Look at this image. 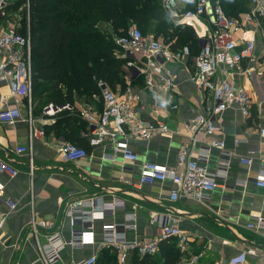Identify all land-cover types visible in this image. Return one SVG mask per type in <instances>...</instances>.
Returning a JSON list of instances; mask_svg holds the SVG:
<instances>
[{
    "label": "crops",
    "instance_id": "crops-1",
    "mask_svg": "<svg viewBox=\"0 0 264 264\" xmlns=\"http://www.w3.org/2000/svg\"><path fill=\"white\" fill-rule=\"evenodd\" d=\"M173 1L179 10L194 3V0ZM211 1L219 5L227 17L243 23L241 32L235 36L246 32L245 36L254 40L256 62L251 81L241 77L235 79V84L242 86L249 95V116L243 119L236 108H230L216 118L218 131L215 134L196 136L195 157L205 155L206 144L222 143V148L207 152L205 167L217 176L216 187L209 198L198 203L185 198L170 202L168 193L172 186L169 181L137 184L139 167L144 162L170 168L175 166L176 155L186 140L174 132L202 112V94L194 89L188 77L193 72L192 58L204 44L203 36H207L208 28L203 22L195 26V31L182 26L173 27L166 19L168 36L164 38L161 32L145 34L172 50L182 45L190 48L192 56L185 62L162 64V70L173 80L174 94L168 93L154 112L149 109L151 100L142 84V61L131 67L124 62L121 68L123 87L116 85L112 91L119 96L129 81L143 106L139 117L145 121H161L173 132L148 142L128 139L127 144L136 156L131 172L119 170L118 155L111 161L106 159L112 153L109 145L90 147L80 136L85 132L86 122L79 117V112L87 110L95 117L100 112L102 105L96 93L86 95L81 90L71 89L69 103H63L71 109L56 112L53 107L63 104L57 106L44 100L54 90L48 93L40 90L33 95L30 91L28 102L25 98L9 97L6 89H1L0 108L18 107L22 118L12 126L0 125V159H8L17 172L13 178L0 174L3 186L0 200L7 199L15 206L8 210L0 201V215L5 216L0 229V264H76L92 257L94 264H120L117 252L102 244V224H133L134 229L126 230L124 237L128 241H140L155 236L159 225L171 220L176 221L179 231L188 236L186 255L202 253L200 264H230L246 247L264 252V189L253 185L256 174L264 169V139L258 135V130L264 127V42L261 38L264 19L244 23L250 7L241 0ZM5 2L0 25L4 28L7 24L18 26L16 13L22 5L26 9V1L22 4L20 0ZM157 2L162 9L161 0ZM26 21L24 34L28 35ZM94 27L112 38L113 31L108 23L99 22ZM130 27L136 26L130 25L127 29ZM59 88L65 92V88ZM175 103L177 108L172 110L170 106ZM48 105L52 106V113L45 112ZM236 140L239 141L237 144ZM69 141L85 150L83 160L70 163L61 159L58 147ZM28 144L30 171L28 155L13 153L15 147ZM236 158L250 159L251 165L243 166ZM114 200L122 205L105 209L102 220L93 222V245L79 249L63 246L55 254L50 252L52 245L67 240L73 230L65 216L69 204L88 201L94 207H101ZM125 216L132 221L124 220ZM255 219L260 220L262 228L245 229V224L255 223ZM43 222L50 226L43 227ZM223 229L233 240L225 238ZM169 249H175L180 256L173 240L160 241L153 263L166 264L164 257L171 254ZM144 261V257L130 253L123 264H146ZM257 263L263 264L256 256H246L243 264Z\"/></svg>",
    "mask_w": 264,
    "mask_h": 264
},
{
    "label": "built area",
    "instance_id": "built-area-1",
    "mask_svg": "<svg viewBox=\"0 0 264 264\" xmlns=\"http://www.w3.org/2000/svg\"><path fill=\"white\" fill-rule=\"evenodd\" d=\"M250 7L244 18V23H251L264 19V0H241ZM5 0H0V13L5 9ZM161 8L166 19L175 26L187 27L195 31V26L203 22L207 26V36L204 44L198 48L192 58L193 72L188 77L194 89L202 94V112L196 114L189 122L181 125L175 135L186 140L176 155L175 166L170 168L152 162H144L139 167L137 184H151L153 182L169 181L172 189L168 193V200L174 202L178 198H185L196 203L209 198V194L216 187L217 176L207 171V152L212 148H222L221 142H210L205 145V155H193L197 144V135L211 136L218 131L216 118L225 110L236 108L239 115L246 119L250 112V98L247 91L235 84L236 78L251 81L256 62L254 40L246 37L242 32V22L227 17L219 5L211 0H194L192 6L186 10H179L173 0H161ZM264 42V31L261 35ZM116 46V57L125 60L126 66L142 61V84L151 100L149 109L154 112L168 93L174 94V83L163 70L162 64H175L190 59L191 51L187 45L176 49H169L160 41L150 36L142 35L136 27L128 28L123 35L113 38ZM0 98L1 89L5 88L9 97L30 98L31 69L28 35L18 32L16 26L7 24L4 28L0 25ZM101 109L95 117L91 112L82 110L79 117L86 122V129L80 136L90 147L109 145L112 153L106 156L111 161L114 156L120 158L122 173L131 172L136 163V156L127 144L131 139L136 142H148L151 139L172 134L168 127L161 121H145L139 117L143 109L140 97L132 90L130 82H126L119 96L98 80L95 84ZM179 99L176 98V103ZM29 102V101H28ZM172 104L170 108H177ZM29 107V103L27 104ZM48 105L46 113H52ZM56 112L70 110V106L63 104L53 107ZM22 118L18 107L0 108V125L12 126ZM33 135V134H32ZM260 138L264 139V127L258 130ZM239 141L236 140L237 144ZM58 152L64 162H75L86 157L84 149L74 143L64 142L58 147ZM17 155H28V170L31 167L30 145L17 146L13 149ZM239 164L250 166L251 160L236 158ZM16 170L10 165L8 159H0V174L9 178L16 175ZM225 175V174H224ZM128 183L127 180H123ZM256 188L264 189V169L260 170L253 181ZM3 186L0 183V192ZM1 203L13 210L14 204L7 200ZM122 205L114 200L111 204L94 207L91 202H73L66 207L65 216L72 226L70 237L60 243L52 245L50 252L55 254L63 246L82 248L94 244L92 230L93 222L101 221L103 211L107 208ZM5 216L0 215V229ZM124 220L131 222L132 218L126 216ZM260 221V220H259ZM258 219L255 223H246L245 229L259 230L262 228ZM176 221H165L159 225L155 236L140 241H128L124 237L126 230H133L134 225L102 224V244L113 248L117 252L118 262L123 264L126 257L132 253L138 257H153L156 255L160 241L173 240L182 260L179 264H200L202 253L186 255L188 236L179 231ZM49 227L48 222L41 224ZM47 246V245H46ZM246 256H256L264 264V252L246 247L235 264H243ZM233 261L230 264H233ZM76 264H94V258H88ZM224 264V263H221ZM261 264V263H257Z\"/></svg>",
    "mask_w": 264,
    "mask_h": 264
},
{
    "label": "trees",
    "instance_id": "trees-1",
    "mask_svg": "<svg viewBox=\"0 0 264 264\" xmlns=\"http://www.w3.org/2000/svg\"><path fill=\"white\" fill-rule=\"evenodd\" d=\"M25 1L21 14L23 26L26 20L28 24L31 95L54 90L44 100L57 106L69 103L71 89L98 95V80L110 91L116 85L123 87L125 60L116 57L113 36L123 35L128 26L135 25L142 33L161 32L164 38L169 32L157 0ZM99 22L110 25L112 38L96 30ZM59 86L65 88L64 93ZM168 251L171 254L164 257L166 264H179L181 257L176 250ZM155 257H144V262L154 264Z\"/></svg>",
    "mask_w": 264,
    "mask_h": 264
},
{
    "label": "rangeland",
    "instance_id": "rangeland-1",
    "mask_svg": "<svg viewBox=\"0 0 264 264\" xmlns=\"http://www.w3.org/2000/svg\"><path fill=\"white\" fill-rule=\"evenodd\" d=\"M23 5L19 8V11H18V13H16V16H18V22H19V24H18V26L16 25V28H17V30L20 32V33H22V34H24V26H23V17H22V14H21V11L23 10ZM138 30V29H137ZM141 34H143V35H147V34H145V33H142L141 32ZM224 230V234H225V238L226 239H229V240H233V237L225 230V229H223Z\"/></svg>",
    "mask_w": 264,
    "mask_h": 264
},
{
    "label": "clouds",
    "instance_id": "clouds-1",
    "mask_svg": "<svg viewBox=\"0 0 264 264\" xmlns=\"http://www.w3.org/2000/svg\"><path fill=\"white\" fill-rule=\"evenodd\" d=\"M167 102H165V105H166ZM233 264H235V262L233 261Z\"/></svg>",
    "mask_w": 264,
    "mask_h": 264
}]
</instances>
